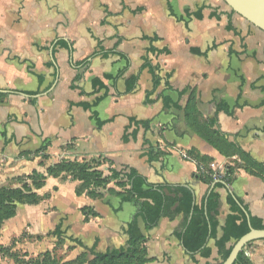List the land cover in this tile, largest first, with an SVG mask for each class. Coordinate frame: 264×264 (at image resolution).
I'll return each mask as SVG.
<instances>
[{
	"label": "crops",
	"instance_id": "0c3cea01",
	"mask_svg": "<svg viewBox=\"0 0 264 264\" xmlns=\"http://www.w3.org/2000/svg\"><path fill=\"white\" fill-rule=\"evenodd\" d=\"M151 47L170 53H152ZM94 51L99 54L88 67L72 66L71 60ZM144 58L159 67L160 83L150 96L159 98L151 104L145 103L153 82L149 68L141 69ZM132 75H138L137 86L126 92ZM93 78L104 88L94 86ZM188 106L193 119L186 115ZM214 117L231 145L203 136ZM146 120L148 129L137 124ZM236 145L264 165V31L223 0H0L3 175L46 174L63 159L91 162L105 176L132 167L154 184H189L200 204L210 187L195 179L198 167L209 162L223 172L234 169L230 184L216 189L219 213L207 242L211 255L188 252L175 236L182 214L162 217L150 228L139 218L145 264H220L216 241L231 192L264 222V174L251 172ZM80 184L65 174L46 176L39 192L49 195L35 205L40 217L48 225L55 221L52 233L59 227L82 242L70 244L79 253L125 246L137 206L121 203L116 180L96 188V196L76 193ZM85 207L95 213L87 220ZM246 250L250 264H264L263 240Z\"/></svg>",
	"mask_w": 264,
	"mask_h": 264
},
{
	"label": "trees",
	"instance_id": "16d2710c",
	"mask_svg": "<svg viewBox=\"0 0 264 264\" xmlns=\"http://www.w3.org/2000/svg\"><path fill=\"white\" fill-rule=\"evenodd\" d=\"M201 17V12L197 14ZM110 51H105L108 53ZM150 52L156 54H169L170 51L166 49L157 50L154 47L150 48ZM99 54V51H94L88 57L81 61L74 62L71 60L73 67H88L91 58ZM122 57H126L125 54L119 53ZM149 68L152 74L153 89L146 94L145 103L151 104L159 98V94L151 98L153 92L160 83V78L157 75L159 67L153 65L152 62L144 58L141 69ZM79 78V77H78ZM75 81V79H74ZM74 81L71 84V88H76ZM138 81V75H132L127 82L126 92H132ZM94 86L98 85L100 89L104 88V84L98 79L93 78ZM166 100V101H165ZM167 98L164 101L167 102ZM84 107H88V104L81 103ZM167 104V103H166ZM219 110L228 111V106L219 105ZM187 117L193 119L194 116L190 112L188 106ZM137 124L142 125L145 129L149 128V121H138ZM216 118L208 120L207 130L203 133L206 140L213 144L216 141L219 145H231L228 142V134L222 132L216 127ZM215 127V128H213ZM215 137L216 141L210 139ZM236 149L242 154L247 161L248 165L252 167L251 172L255 174H264V165L257 160L253 159L248 153H246L241 147L236 145ZM153 153V151H151ZM209 163V162H208ZM208 163H202L198 172L194 175L195 179L208 185V188L216 180L214 187L205 193L200 204L195 202V193L193 188L189 184H174L164 182L160 184H154L148 181V179L142 175L137 169L132 167H126L121 170L111 169L110 175L105 176L103 172L98 169L93 163L78 162L76 160H61L60 162L50 166L46 169V174L42 175L38 171H33V174L40 178L41 182L36 184L35 189H40L44 185V180L47 176H59L65 174L71 176L73 179L81 181L80 186L76 189V193L86 192L90 196H96V188L104 187L110 180H116V183L122 187L121 192H117L116 195L120 198L121 203L133 202L137 206V212L130 220L126 227L127 241L125 246L106 250L105 252H95L93 249L88 253L91 257L81 258L85 253L76 257L81 259L83 263L87 264H145L146 247L143 244L145 236L139 227L138 219L141 218L146 224L147 228L153 227L158 224L162 217L174 219L177 215H183V221L180 226L175 230V236L178 237L188 252L199 253L202 256L209 257L211 255V249L208 246V238L211 235V231L216 227V217L219 213V198L220 195L217 188L224 185H229L231 182L230 176L233 172V168L230 166L224 170L222 174L216 175L214 171L209 167ZM26 187L28 185H25ZM29 194L25 195L22 199L19 197L20 191L17 188L1 189L0 191V208L3 209V214H0V224L7 218H11L16 213V207L19 203H32L37 201V192L28 191ZM227 202L230 212L226 216V221L222 229V236L216 241L218 253L221 261H224L232 246L227 247V243L230 240L239 239L244 233L249 230L248 220L245 213L241 209L238 202L246 209L247 205L244 203L241 197H238L235 193L231 192L227 196ZM85 219H88V214L94 215L90 208L85 207L83 209ZM249 222L253 228L264 229V222L262 219L252 216L249 213ZM58 241L63 238V232L60 228H56L53 233ZM69 241L76 243L79 246L82 245L77 239L68 237ZM264 241V239H263ZM246 247L240 251L233 264H250V259L244 255ZM73 262L72 260L70 261Z\"/></svg>",
	"mask_w": 264,
	"mask_h": 264
},
{
	"label": "rangeland",
	"instance_id": "374dc122",
	"mask_svg": "<svg viewBox=\"0 0 264 264\" xmlns=\"http://www.w3.org/2000/svg\"><path fill=\"white\" fill-rule=\"evenodd\" d=\"M3 172L4 170L0 167V191L1 189L17 188L21 193L19 197L24 199L31 189V191L37 192L38 196L37 201L34 200L32 203H19L16 207V209L18 208L17 214L1 222L0 264H87V262L83 263L79 259L80 257L77 259L76 257L82 253L85 255L81 258L91 257L88 251L79 253L74 250V247L70 245L72 242L64 235L58 241L51 232L54 229L55 221L52 222V219H49L48 225L47 219L43 216L40 217V212L35 205H39L42 200L48 197L49 193L40 194L39 190L43 186L40 189H35L36 184L41 182L38 175L35 176L33 171H28L17 176H7L8 174L3 175ZM40 173L44 175V172ZM44 205L47 204L44 202ZM3 211L0 208V214H3Z\"/></svg>",
	"mask_w": 264,
	"mask_h": 264
},
{
	"label": "water",
	"instance_id": "95a60500",
	"mask_svg": "<svg viewBox=\"0 0 264 264\" xmlns=\"http://www.w3.org/2000/svg\"><path fill=\"white\" fill-rule=\"evenodd\" d=\"M234 12L246 19L248 22L264 31V0H223ZM216 180L210 186V190L214 187ZM241 209L248 220L249 230L235 241L228 257L220 264H233L238 253L242 251L249 243L255 240L264 239V229L253 228L249 222V213L238 202Z\"/></svg>",
	"mask_w": 264,
	"mask_h": 264
},
{
	"label": "built area",
	"instance_id": "2783aa9c",
	"mask_svg": "<svg viewBox=\"0 0 264 264\" xmlns=\"http://www.w3.org/2000/svg\"><path fill=\"white\" fill-rule=\"evenodd\" d=\"M210 167L214 171V173H216V175H219V174L223 173V170H218V168L216 167V165L214 163H211ZM244 255L250 259V257H249L250 253H249L248 250L244 251Z\"/></svg>",
	"mask_w": 264,
	"mask_h": 264
}]
</instances>
